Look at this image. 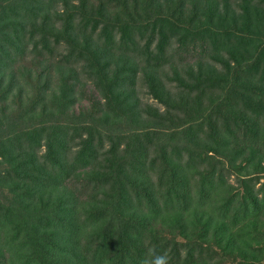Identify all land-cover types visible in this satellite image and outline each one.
I'll list each match as a JSON object with an SVG mask.
<instances>
[{
	"label": "trees",
	"instance_id": "1",
	"mask_svg": "<svg viewBox=\"0 0 264 264\" xmlns=\"http://www.w3.org/2000/svg\"><path fill=\"white\" fill-rule=\"evenodd\" d=\"M110 1L114 12L103 0H0V264H154L157 257L163 264H264L257 248H241H251L252 227L264 214V185L261 195L248 185L230 195L218 187L232 167L247 176V167L264 169V43L255 55H230L217 74L213 66L189 71L192 83L158 94L163 113L153 117L144 110L145 124L132 99L137 73L154 66L147 48L156 25L181 37L216 29L209 38L231 41L233 28L244 36L264 18V0H242V12L230 15L228 0L221 11L213 3L197 6L208 0H191L195 9L212 13L194 23L174 16L168 0ZM212 42L228 46L218 37ZM27 53L42 68L22 63ZM79 68L93 75L102 99L75 113ZM235 100L261 115L262 124L241 115ZM204 126L209 132L200 137L196 129ZM104 141L110 143L101 160L106 172L97 167ZM152 145L161 158L157 182L142 169ZM71 174L89 179L81 184L89 193L64 185ZM104 183L114 191L131 187L150 212L127 217L124 200H98L94 192ZM171 215L183 229L167 226ZM209 236L222 260L207 244Z\"/></svg>",
	"mask_w": 264,
	"mask_h": 264
},
{
	"label": "rangeland",
	"instance_id": "2",
	"mask_svg": "<svg viewBox=\"0 0 264 264\" xmlns=\"http://www.w3.org/2000/svg\"><path fill=\"white\" fill-rule=\"evenodd\" d=\"M89 1L94 2V4L100 2V0H89ZM190 1L191 0L187 2H183V1L180 2L179 0H171L169 2L168 0V2L164 4H166V7H169V9L174 11V14H173L174 16L179 17L181 15L182 18H184V16L187 18L189 17L191 19V23H194V21H199V18L201 19L205 18V16H207L208 14H212L209 12L206 13L205 10L203 11L202 8H199V9L197 8L198 10L195 9L194 7H192V4H191L192 1L191 2ZM103 2L105 3V6H107L108 8L111 7L110 12H114L116 10L117 7L114 6V1L111 2L110 0H103ZM206 2L207 4L213 3L214 8H218V10L220 11L224 9L225 0H208L205 2L201 1L197 4V6H199L200 4H205ZM241 4H242V0H228V7H226V9H228L229 11H226L225 13L227 15H230L232 13L234 14L235 11L242 12V7L240 6ZM200 9L203 12H201ZM211 11L212 9L210 10V12ZM215 19L218 21L219 16H216ZM222 24L223 26L220 28V30L224 32V26H226L228 23L225 22ZM155 28H156L155 33L150 37L151 41L148 44V48H147L148 50H151V54L153 53L152 61H154L153 65L155 67L154 66L146 67L145 69L143 68L142 70H140L137 73L136 82L133 85L135 95L132 97V99H136V101L137 100L139 101V104L136 105L137 106L136 109H137V112H141V114H143V115H140L142 118V119L140 118V123L142 124H145L146 120H148L149 118L144 115L145 111H148L153 117H157L154 114L163 113L165 104L161 102L159 99L160 96L163 95L160 93L164 92L166 94H170L172 92L173 94V92L177 90L176 89L177 85L181 81H184V80L187 83H192L193 78L190 77L188 73L189 71L191 72V74L195 75L199 68L202 70H205V69H210L208 66H213L217 74L218 72H220V70L222 71L224 70L223 63L224 61H228V62L230 61L231 59L230 55L233 54L235 58H241L242 56H244V54L249 56L250 53L255 55L254 53H256L257 50H259L262 44L264 43V18L260 19V21H258L253 28L248 30V32H247V29L244 30V32H242L243 34L246 33V35L244 36L241 35V32L239 35H237L236 33L238 31L235 28H233V31L231 34V38H232L231 41H228L229 38L226 39V38L221 37V35L220 36L216 35L213 38L211 37L209 38L208 36H210V34H212V32L216 29H207L204 33H201L198 35L183 34V37H181L182 34L178 33L176 30H173L170 32V29L166 27L161 29L159 25H156ZM116 36H117L116 38H118V35ZM148 37H149V31L145 32L143 42L141 41V43L144 44L145 39H147ZM217 37L225 40L228 46L222 49L216 47V45L212 41ZM163 38L164 40L160 41V39H163ZM159 41L161 43V46L159 45ZM159 49H162V50L159 52ZM59 51H62V49H59ZM46 56H47V53L42 54V57L45 58ZM38 62L39 61L37 59H33L32 53L30 54L27 53L22 63H24L26 66H32V68L40 69L43 66L42 65L43 62L41 63H38ZM231 64H233V61H231ZM242 64L245 65V61L244 63L242 62ZM235 68L236 66L235 64H233V69ZM78 73L80 77V83H77V88L79 90L77 94L78 99L72 105V107L74 108V109L72 108V110L75 113H77L81 107H84L88 105L90 102H92L93 99L97 101L101 97L97 86L94 85L95 80L94 78H92L93 75H90L89 72L81 68L78 69ZM177 75L180 76L179 79H181L179 82H178L179 79H177L178 78ZM211 90L213 91V93L210 95L213 97V94L219 91V86H216V85L212 86ZM158 94H160V96ZM261 100L264 102V98H262ZM239 101L240 100L238 101L235 100L233 102L234 108L235 109L242 108L244 111L240 113L241 115H243L244 117L250 118L252 120H255V121L258 120L259 123L262 124L263 117L261 115H257L255 113V110L254 112H252L248 106L244 107ZM156 119L159 120V118H156ZM153 122H155V118H153ZM221 123L219 121L220 125ZM169 124H172V123H165L164 125L168 126ZM149 129H153V128L150 127ZM196 130L200 137L206 136L207 133L209 132V129L207 128V126H204L202 131H200V128ZM231 135L232 134H228V137L231 138ZM120 145H121V149H120L121 155L126 156L127 152L124 151L126 147V143L123 141ZM152 146L150 147L149 152H147L145 156L147 165L146 167H142V169L146 168L147 173L149 174V177L151 178V180L157 182L158 177H160L159 174L161 170V161H160L161 158L160 156H158L159 151L157 153V148H155L154 146L153 148ZM226 146L228 145H225L224 147ZM109 147H110V143L108 141H104L99 151L97 167L104 172L107 171L108 166L106 165V162L101 161V160L106 157L105 156L106 153H103V152L109 150ZM43 149H44L43 146H41L38 151L36 149V154L38 155L42 153ZM229 150H232V149L229 148L228 151ZM130 152L131 151L128 150V156H127L129 158L127 159L128 165H130V159L132 155ZM183 156L185 158V155ZM153 157L155 158L154 162L152 160ZM123 159H125V157ZM179 160L181 164L185 162L183 158H180ZM239 160H240V157L236 159L234 166L238 165ZM198 161L199 160L195 156L194 162L196 163L197 167L195 165L194 166L195 168L199 169L201 168L202 165L201 163L198 165L197 164ZM247 169L249 170L248 171L249 176L244 175L243 173H240L237 169L232 167L229 172L223 173L221 181H218V187H221L223 188V190H226L225 192L226 195L228 194L230 195V194L237 193L238 191L241 192L245 190L246 185H248L252 187L253 190L257 191L259 195H261V192H259V189L261 188V186L264 185V169L263 171L254 170L252 169V166L247 167ZM200 177L201 175L199 173H195L194 175H192V180L194 181L195 186H199V184H202V182L200 181ZM88 180L89 179L87 178V180L81 181V179L78 178L75 174H71L64 179V185L67 188L69 187L75 188V192L78 195L79 194L83 195V192H87V193L89 192L88 190L84 189V187H82L81 184L83 182H87L89 184L90 182H88ZM105 186H106V183H104V185L96 191L97 193L94 192L96 194V198L100 201H103V200L109 201L113 199L124 200L125 203L122 204V208L125 211L124 214L127 217H129L132 213L141 215L144 213L146 214V212H150L146 209V207L143 204H141V202H138L136 197H134L133 194L135 193V190L132 189L131 187H127L125 191H114L113 188H111L110 186L109 187H105ZM103 188H106L107 190H109V194L106 193ZM80 190H81V193H80ZM110 190H113V191H110ZM221 202H223V199L219 198L218 203H221ZM176 219L177 218H175L174 215L173 216L171 215L170 217H168L166 220L167 226L174 223ZM160 220H165V218H161L157 220V222H159ZM256 221H257L256 226L254 228L252 227L253 233L249 235L250 238L251 236L254 237V239L252 238L250 239L251 248L250 247H241V248H243L244 250H247L249 253L252 252L253 249L257 248L259 251L258 252L259 256L263 255L264 257V235L263 234L261 235L262 231L264 233V214L261 213L260 217L256 218ZM160 222H163V221H160ZM174 224H175V230L183 229L181 226L178 227L179 225L178 222H175ZM165 226L166 225H164V227ZM168 232H169L168 236H170L171 234L174 235L173 231L171 232L169 231V229H168ZM182 235H184V233ZM177 238L180 239V237H177ZM209 239L211 242L207 241V244H211L214 247V249L217 251V254H215L214 256L218 258V261L222 260V258H219L223 255L222 253H220L219 247L217 246V244H215L212 241L211 236H209ZM260 247L263 250H261Z\"/></svg>",
	"mask_w": 264,
	"mask_h": 264
},
{
	"label": "clouds",
	"instance_id": "3",
	"mask_svg": "<svg viewBox=\"0 0 264 264\" xmlns=\"http://www.w3.org/2000/svg\"><path fill=\"white\" fill-rule=\"evenodd\" d=\"M154 264H163V258H162V257H157V258L155 259Z\"/></svg>",
	"mask_w": 264,
	"mask_h": 264
}]
</instances>
